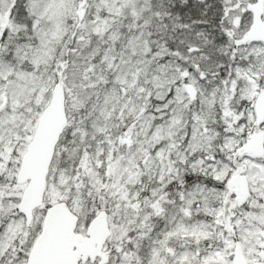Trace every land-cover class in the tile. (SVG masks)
<instances>
[{"label":"snow or ice","instance_id":"snow-or-ice-1","mask_svg":"<svg viewBox=\"0 0 264 264\" xmlns=\"http://www.w3.org/2000/svg\"><path fill=\"white\" fill-rule=\"evenodd\" d=\"M0 264H264V0H0Z\"/></svg>","mask_w":264,"mask_h":264}]
</instances>
